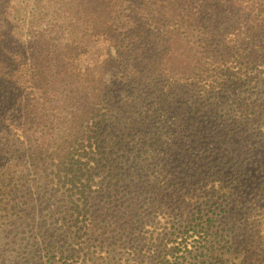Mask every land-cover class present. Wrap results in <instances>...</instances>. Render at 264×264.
Returning a JSON list of instances; mask_svg holds the SVG:
<instances>
[{
    "label": "trees",
    "instance_id": "trees-1",
    "mask_svg": "<svg viewBox=\"0 0 264 264\" xmlns=\"http://www.w3.org/2000/svg\"><path fill=\"white\" fill-rule=\"evenodd\" d=\"M2 5L0 234L54 210L62 264L264 250V0Z\"/></svg>",
    "mask_w": 264,
    "mask_h": 264
},
{
    "label": "rangeland",
    "instance_id": "rangeland-1",
    "mask_svg": "<svg viewBox=\"0 0 264 264\" xmlns=\"http://www.w3.org/2000/svg\"><path fill=\"white\" fill-rule=\"evenodd\" d=\"M2 3L6 4V0H1ZM26 1V0H24ZM4 5L0 6L2 9ZM1 25V23H0ZM104 53V48L102 46H96L94 48V55L95 56H102ZM42 203L40 201H36L34 206H30L29 210L31 211V208L38 207V212L34 213L35 216H40L43 212L40 205ZM43 205V204H42ZM52 213V212H51ZM55 214V218L52 223L47 227H41V222H31L29 223H17V227L14 230L8 231L6 234V224L2 227L4 229V233L0 234V264H62V261L59 260V256L54 258V253H58L59 250H62L61 247L63 246V239L64 237H67L68 243H71V239H74L75 237L71 234V232H66V235L62 233V230H59L55 233V231L59 228L58 222H56V219H58V214L53 210V213ZM27 222V221H26ZM256 225V224H254ZM69 227V224H66L65 230ZM55 230V231H54ZM261 229H253L249 226H246L244 228V232H242V239L247 240V244H252L251 250H250V256L249 258H246L245 261L247 264H258V262H263L264 264V258L261 255H264V250H258L256 248L257 244L259 247L261 246V242L259 240H255L258 237V234L255 235L256 231L259 232ZM17 231H22L17 236V239H12ZM64 231V230H63ZM28 237V238H25ZM33 237L36 238V241L33 239ZM27 239V241L34 242L35 244H32L31 248H28V251L25 252L22 248H20L21 243ZM16 240L17 243H14L13 241ZM15 241V242H16ZM245 243V241H244ZM49 246V248H47ZM54 246H58L57 249L54 248ZM71 247V246H70ZM50 251V260L47 258L46 250ZM70 248L65 247L63 248L64 251H67V253H70L68 251ZM53 250H57V252H54ZM67 256V254H66ZM258 256V258H256ZM98 258V257H97ZM258 260V261H257ZM98 262L96 264H103V260L101 258H98ZM257 261V262H256ZM52 262V263H50Z\"/></svg>",
    "mask_w": 264,
    "mask_h": 264
}]
</instances>
